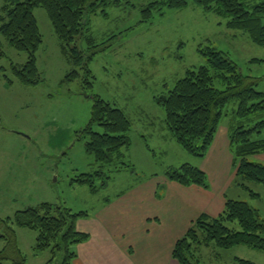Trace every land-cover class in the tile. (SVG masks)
<instances>
[{"label": "rangeland", "instance_id": "rangeland-1", "mask_svg": "<svg viewBox=\"0 0 264 264\" xmlns=\"http://www.w3.org/2000/svg\"><path fill=\"white\" fill-rule=\"evenodd\" d=\"M150 1L120 0L106 7V16H90L89 32L97 43L109 39L105 42L109 46L89 64L93 75L88 79L90 87L84 71L73 67L60 52L42 7L33 8L42 36L36 52L38 83L24 85L12 75V65H23L27 53L15 50L0 37L4 53L0 57V217L43 202L92 216L102 204L113 205L118 198L128 197L138 199L142 217H158V223L146 226L151 228L150 233L154 228L160 233L166 229L181 232L199 216L200 204L194 205L195 195L188 194L195 185L175 182L178 186L173 187L166 173L187 163L204 171L206 188L232 179L224 191L226 198L246 202L264 219V186L234 177L230 145L228 150L222 146L225 133L228 139L230 124L250 126V121L235 115L237 103L226 106L215 146L197 157L174 141L164 122L163 109L155 101L187 68L205 63L198 51L205 46L224 52L243 75L258 78L255 89L264 93V45L252 43L244 32L227 27V18L205 11L191 0L183 9L162 6L159 12L152 10V18L141 21L142 9ZM2 5L0 0V8ZM80 48H86L84 42ZM73 69L77 75L67 79ZM7 77L12 79L9 85ZM93 95L122 109L131 122V144L121 149L120 156H112L110 163L96 162L85 149L88 135L83 129L90 120ZM92 128L101 131L96 124ZM247 158L264 165L257 154ZM96 172L100 173L93 177L92 187L74 180L81 174ZM241 184L258 196H250ZM184 209L190 211V222L181 213ZM110 212L119 214L113 208ZM218 213L205 214L215 217ZM141 220L136 223L139 232L140 226H145ZM173 224L177 228H170ZM35 236L33 230L16 228L17 244L26 255V264H44L50 258L48 250L34 252ZM130 238L138 244L135 236ZM3 245L0 240V249ZM194 254L199 264H238L234 257L264 264V252L244 245L220 249L210 244ZM153 256L150 263L161 260Z\"/></svg>", "mask_w": 264, "mask_h": 264}, {"label": "trees", "instance_id": "trees-1", "mask_svg": "<svg viewBox=\"0 0 264 264\" xmlns=\"http://www.w3.org/2000/svg\"><path fill=\"white\" fill-rule=\"evenodd\" d=\"M205 11L227 18L226 26L244 32L256 45H264V0H191ZM120 0H3L0 8V37L10 47L27 53L23 65H12V75L24 85L39 82L36 52L42 36L33 14L34 7H42L56 35L60 52L76 68L84 71L85 82L92 86L90 62L109 45L106 39L97 43L89 32L90 16L107 15L106 7ZM189 0H153L142 9L141 21L151 19L152 10L162 6L183 9ZM86 48L81 49V43ZM205 63L187 68L165 94L155 98L163 109L164 122L174 141L186 152L203 157L211 146L226 106L235 101V115L250 121L247 125L230 124L228 139L233 154L234 177H242L264 186V165L248 161V156L264 152V93L255 89L258 78L243 75L238 66L222 51L211 46L198 50ZM4 55L1 49L0 57ZM77 75L73 69L67 79ZM12 79L7 77V84ZM253 121V122H252ZM101 127L95 131L92 125ZM232 125V126H231ZM131 122L122 109L98 95L92 96L90 120L83 129L88 135L85 149L96 162L110 163L112 156H120L121 149L131 144ZM95 174H81L74 180L92 187ZM167 178L178 184L207 187L204 171L182 164L167 172ZM236 179V178H235ZM245 187L252 197L258 193ZM87 214L70 208L43 202L16 211L12 216L0 217V264H26V255L17 244L16 228L35 231L34 252L48 250L49 260L44 264H72L76 246L90 235L76 229V221ZM213 244L220 249L244 245L264 252V219L246 202L224 197L221 211L210 217L200 214L174 243L171 256L178 264H199L195 250ZM238 264H254L234 257Z\"/></svg>", "mask_w": 264, "mask_h": 264}, {"label": "crops", "instance_id": "crops-1", "mask_svg": "<svg viewBox=\"0 0 264 264\" xmlns=\"http://www.w3.org/2000/svg\"><path fill=\"white\" fill-rule=\"evenodd\" d=\"M215 143L216 137L211 146H215ZM222 146L228 150L229 143L226 133L222 140ZM257 155L264 159V152ZM231 181L232 179L226 180V182L222 181L212 189H210V184L208 188L196 185L190 187L188 194L196 197L192 203L194 205L200 204L197 211L199 215L200 213L213 215L222 209L224 191ZM170 185L175 187L176 183L170 181ZM154 199L156 200V198ZM137 204L138 199L132 201L128 200V197H120L113 205L102 204L95 215L90 216L88 214V216L78 218L76 228L88 233L90 238L76 246L77 256L72 264H152V262L150 263L151 254H154L153 258L158 255L157 260L161 259L156 264H178L172 258L171 250L175 241L185 233L187 228L181 232L166 229L161 233L154 228L153 232L150 233L151 228L146 226L154 222L158 223V217L153 215L142 217L141 207H138ZM110 208L119 214H112ZM181 213L186 219L191 217L190 211L184 209ZM197 215L194 214L193 217ZM139 218L142 219L140 223L145 224L144 227L140 226V232L138 224L136 225ZM191 220L192 218L189 219V222ZM170 228L177 227L173 224ZM130 236H135L138 240L137 245L134 244Z\"/></svg>", "mask_w": 264, "mask_h": 264}]
</instances>
